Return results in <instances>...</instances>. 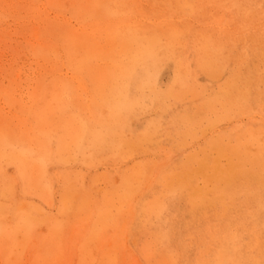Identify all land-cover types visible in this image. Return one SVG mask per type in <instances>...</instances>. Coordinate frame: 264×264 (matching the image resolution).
<instances>
[{
	"label": "rangeland",
	"instance_id": "obj_1",
	"mask_svg": "<svg viewBox=\"0 0 264 264\" xmlns=\"http://www.w3.org/2000/svg\"><path fill=\"white\" fill-rule=\"evenodd\" d=\"M101 1L107 11H93V87L69 82L82 102L93 95L94 121L128 126L131 148L97 150L93 166L69 164L74 192L66 194L58 161L42 176L27 97L39 87L48 92L52 75L67 72L56 16L76 22L53 0H0V264H264V0ZM117 31L157 45L132 90L141 105L126 125L100 111L111 84L103 77L105 44ZM40 44L47 50L37 51ZM203 159L206 179L194 174ZM134 164L147 173L162 167L160 178L153 185V172L142 189L113 199L121 171ZM186 169L190 184L207 190L208 206L160 181L170 173L184 179ZM158 197L162 216H147L146 203ZM106 199L110 216L98 222Z\"/></svg>",
	"mask_w": 264,
	"mask_h": 264
},
{
	"label": "bare ground",
	"instance_id": "obj_2",
	"mask_svg": "<svg viewBox=\"0 0 264 264\" xmlns=\"http://www.w3.org/2000/svg\"><path fill=\"white\" fill-rule=\"evenodd\" d=\"M53 2L58 3L59 6L63 5L64 7H66V9L71 14L70 18H73L77 25V28H75V25H72V22L69 19H66L64 16H56L57 19H60V29L58 31L60 37L59 40H61L62 42L61 44H57V46L60 51L63 52L62 58L63 62L65 63L67 72L64 74L57 72V74H53L52 78L54 79V82H52L53 85L49 88L48 92H44L40 87L39 89H34V91H32L31 94L28 95L27 102L31 103L32 105L31 112L33 113V116L35 118L34 120L36 121L35 123L37 128L36 135L43 145V151L41 154V157L43 159L39 160L42 176L44 177L46 175L48 171L47 166L55 159L56 161H58V163L61 164L63 168L61 178L63 180V184L65 185V193L68 194L69 192L70 194L72 191L74 192V190L73 187L70 186V182L68 181L69 164L79 163L86 166H93V162H95L96 160V158H94L93 156V153L95 151L102 150L103 148H111L112 150L119 152L121 151L126 154L131 148V144L129 137L125 133L128 130V126H126L124 129L118 130L117 125L111 126L109 124H105L103 121L100 123H98V121H94L93 95L88 98V102H82L81 99L77 97V94H75L76 91H74V86H72L69 82V80H72L73 82H75L74 85L75 87H77V89H83V86L85 85L84 81L88 80L93 87V52L96 49L93 44V11L97 9L99 10V8L102 6L104 7L103 11H107L105 9L106 6H104V4L102 3L103 1L101 0H98L96 3H93V0H53ZM107 42H111V44H105L110 48H108L106 54L104 55V58H106L107 60L108 69L104 72L103 77H110L111 84H108L109 93L107 95H103V102L101 104L100 111L105 119L113 118L115 121H119L122 119V122H124V124L126 125L128 124L129 115L136 112L141 105V102L137 98L133 97L135 95L132 90L135 86H142L143 78L140 77H144L147 74V67L145 65L148 60H155L157 55V45L151 44L149 42L145 43L140 39H137L134 35L124 34L120 31H117L115 34L109 36L107 38ZM40 47L41 48L39 49L42 50H37L40 53L43 50H47L44 44H40ZM35 49L36 48L33 47L31 48V51L37 52L35 51ZM49 50L53 52V58L58 57V49L51 48ZM117 70L119 75H127V78L121 79L120 76L118 77L116 73ZM138 78H140L138 83H132L133 81L138 80ZM146 169V166L134 164L129 171H121L119 176L120 182L113 191V199L116 197L118 199H121L123 197L128 198L133 191L142 189L143 185L145 184V180L148 178L149 174H152L153 172L154 174H156L155 178L151 181L154 185L160 178L159 173L162 170V167L156 166L149 173H147ZM207 170H209L207 161L203 159L199 161L198 170H196L194 174L206 179ZM183 173L185 174L184 179L180 178L179 174L170 173L162 175L160 181L163 183L169 193H180L186 190L187 193L193 194L195 197H198L197 201L190 200L193 197L188 198L192 204L208 206L209 204L204 202V197L206 196L207 190L197 189L190 184L191 180L194 177L193 172L186 169V171ZM76 179L77 181H79L80 177L77 176ZM78 193L81 200L84 201V198L87 194L85 192ZM109 205H112V203L110 200L106 199L105 209L100 210L97 213L98 222H105L109 218ZM64 206L66 208L70 206V202L67 198H65L64 200ZM130 208L131 209L129 210V212L131 215V220L129 224L131 223L135 215L133 212L134 210H132V205ZM164 210L165 206L163 202L160 201L159 197L155 198L151 202L146 203L145 211L147 216L149 215L150 217L154 216L155 218H160ZM261 211L264 213V210ZM92 218L93 214L91 216V219ZM94 221L92 220V230L97 227V222ZM256 223L257 225H259L258 222ZM226 228L228 227H225V229ZM225 229H223L222 233H225ZM221 230L222 229H220V231ZM196 235L197 234H195V236ZM220 235L219 237H222V235ZM235 236L237 237L236 234ZM207 238L209 239V235ZM166 239L168 238L166 237ZM212 239L213 241L215 240V238ZM225 240L226 238H224V240L222 241L226 243ZM216 241L217 240H215V242ZM195 242H197V240ZM208 243L210 242L208 241ZM212 244L213 243H211V245ZM169 245L168 247L170 248ZM218 246L221 248V245ZM221 251L219 255L221 254ZM163 252H160V254H166V252ZM169 253L170 251L167 254ZM214 257L216 258L218 256L215 255L213 256V258ZM151 262H153V260ZM179 262H181V260ZM187 263L190 262L188 261Z\"/></svg>",
	"mask_w": 264,
	"mask_h": 264
}]
</instances>
